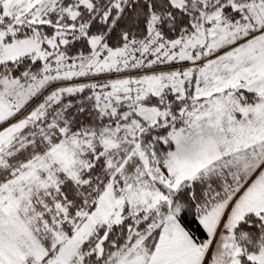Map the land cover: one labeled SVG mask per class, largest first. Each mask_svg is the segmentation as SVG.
<instances>
[{
  "label": "snow or ice",
  "instance_id": "obj_1",
  "mask_svg": "<svg viewBox=\"0 0 264 264\" xmlns=\"http://www.w3.org/2000/svg\"><path fill=\"white\" fill-rule=\"evenodd\" d=\"M0 264H264V0H0Z\"/></svg>",
  "mask_w": 264,
  "mask_h": 264
}]
</instances>
